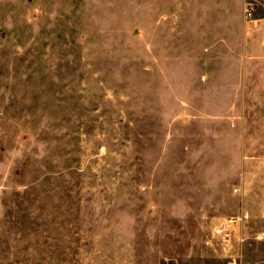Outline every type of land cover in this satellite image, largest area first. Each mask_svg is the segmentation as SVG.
<instances>
[{
    "label": "rangeland",
    "instance_id": "obj_1",
    "mask_svg": "<svg viewBox=\"0 0 264 264\" xmlns=\"http://www.w3.org/2000/svg\"><path fill=\"white\" fill-rule=\"evenodd\" d=\"M252 14L264 0H0V264H264Z\"/></svg>",
    "mask_w": 264,
    "mask_h": 264
},
{
    "label": "crops",
    "instance_id": "obj_2",
    "mask_svg": "<svg viewBox=\"0 0 264 264\" xmlns=\"http://www.w3.org/2000/svg\"><path fill=\"white\" fill-rule=\"evenodd\" d=\"M241 37V52H242V62L245 64H263L264 65V15L252 14L247 16L240 27L239 30ZM245 200H250V197H245ZM259 209H263L264 206H259ZM246 216L250 217V212L247 211V207H244V212ZM234 217V216H233ZM241 219L240 225L234 227L233 233L241 232L243 226V217L238 216ZM224 219V218H222ZM221 219V220H222Z\"/></svg>",
    "mask_w": 264,
    "mask_h": 264
},
{
    "label": "built area",
    "instance_id": "obj_3",
    "mask_svg": "<svg viewBox=\"0 0 264 264\" xmlns=\"http://www.w3.org/2000/svg\"><path fill=\"white\" fill-rule=\"evenodd\" d=\"M241 219L238 217H226L213 227V234L218 237H227L232 234L234 227L240 225ZM229 264H236L234 261Z\"/></svg>",
    "mask_w": 264,
    "mask_h": 264
}]
</instances>
